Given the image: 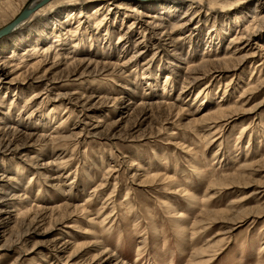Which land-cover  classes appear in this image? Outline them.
Listing matches in <instances>:
<instances>
[{
    "label": "rangeland",
    "instance_id": "1",
    "mask_svg": "<svg viewBox=\"0 0 264 264\" xmlns=\"http://www.w3.org/2000/svg\"><path fill=\"white\" fill-rule=\"evenodd\" d=\"M122 3L0 39V264H264V0Z\"/></svg>",
    "mask_w": 264,
    "mask_h": 264
},
{
    "label": "bare ground",
    "instance_id": "2",
    "mask_svg": "<svg viewBox=\"0 0 264 264\" xmlns=\"http://www.w3.org/2000/svg\"><path fill=\"white\" fill-rule=\"evenodd\" d=\"M37 1H39V0H34V2L33 3H36ZM52 1V0H51ZM51 1H49V2H51ZM201 1H204V0H162V1H154V0H136V1H133V0H123V2L124 3H122V5L125 7V9H128V8H131V6H129V5H133V3H136L137 5H139V6H142L143 8H145V9H147V7H150V6H152L153 4H155V3H153V2H158L157 3V6H158V10H162V9H167V10H172V12H177L178 10H180L181 8H185V7H189V8H191V7H194V6H192V5H194L196 2L197 3H199L200 5L202 4L201 3ZM49 2L47 3V4H45V6H47L48 4H49ZM33 5V4H32ZM45 6H43V7H41V8H39V9H37L35 12H33V13H31V15L29 16V17H27V20H25L23 23H21L18 27H17V29L16 30H14L13 31V33L14 32H16L18 29H21V27L23 26V25H25L27 22H29L30 20H31V16L33 15V14H35L38 10H40V9H42V8H45ZM198 5H196L195 7H197ZM94 8H96V6L94 7ZM97 9H100V6H97ZM193 12H195V11H197V9L196 10H192ZM262 17H264V16H262ZM263 19V18H262ZM212 30V29H211ZM215 30H216V28H215ZM217 31V30H216ZM218 35H220V33H218ZM54 41H58V39L56 38ZM56 45H58V44H56ZM56 45H54V46H56ZM210 61H216V62H223V63H226V60H225V58L224 59H220V60H210ZM213 62V63H214ZM211 64H212V62H211ZM258 65H260V64H258ZM200 67H202L203 68V63H202V65H200ZM225 67H226V65H225ZM194 71H196V70H193V72ZM259 72H261V70L259 71ZM193 74V73H192ZM206 75V73H204V72H198V71H196V72H194V74L191 76V80H190V82H195L196 80H200V79H202L204 76ZM190 77V76H189ZM115 78V77H114ZM188 79V78H187ZM207 87V86H206ZM248 87H250V86H248ZM198 91V94H197V96L196 97H199L200 96V94H201V91L202 90H197ZM225 116V115H224ZM224 116L222 117V118H224ZM226 117V116H225ZM219 119H216V120H213L214 122H219L218 121ZM220 121H222V120H220ZM206 131V130H205ZM16 168V167H15ZM15 173H17L18 174V172H19V170H15L14 171ZM237 176H235V178H236ZM188 193H189V191L186 193V198L188 199V201L189 202H191V203H193V202H195V196H191V195H189L188 196ZM207 201V200H206ZM204 206H206L207 207V204H204ZM205 207V208H206ZM32 208V207H31ZM31 208H29V210H22V212H20L19 213V215L22 217L21 218V222L23 223V222H25L26 220L28 221V222H33V221H35V220H37V216H38V212H36V211H33V212H31ZM17 210H19V209H17ZM201 214H203V211L199 214V215H201ZM207 214V213H206ZM208 215V214H207ZM183 216H184V213L183 212H178V215L175 217V219H174V221L175 222H179L180 220H182V218H183ZM63 217H64V215H63ZM62 217V218H63ZM210 217H212L213 219H214V217L213 216H211V214L210 215H208L207 216V218H201V220H198L197 218L195 219V221L194 222H192V224L191 225H187L188 223L185 221V220H183V221H181V222H179V231L182 233V234H184L185 232H192V237H195L196 235L195 234H197L198 233V230H200V229H196L197 227L199 228V224L200 223H202V222H204V220L205 219H209V220H212ZM65 218V217H64ZM212 222H213V220H212ZM207 225V224H206ZM68 226H71V225H68ZM203 226V225H202ZM203 228V227H202ZM65 244H67V243H65ZM64 244V245H65ZM212 248V247H211ZM210 248V249H211ZM212 250V249H211ZM103 252H105V251H103ZM44 254V253H43ZM201 256L200 257H205L207 254H205L204 253V250L201 252ZM99 255V254H98ZM98 255L95 257H92V258H90V261H95L96 262V259H97V257H98ZM197 255H198V253H196V257H197ZM199 257V256H198ZM209 260L208 259H206V260H204V259H202V260H200V262L199 263H195V264H204V263H207Z\"/></svg>",
    "mask_w": 264,
    "mask_h": 264
},
{
    "label": "water",
    "instance_id": "3",
    "mask_svg": "<svg viewBox=\"0 0 264 264\" xmlns=\"http://www.w3.org/2000/svg\"><path fill=\"white\" fill-rule=\"evenodd\" d=\"M51 0H39L36 3H33L34 1L31 2V4L23 9L19 15L16 16V19H14L12 22L9 24L3 26L0 29V39L4 36L12 34L14 30L17 29V27L23 23L25 20H27V17L31 15V13L35 12L37 9L45 6ZM33 4V5H32Z\"/></svg>",
    "mask_w": 264,
    "mask_h": 264
}]
</instances>
